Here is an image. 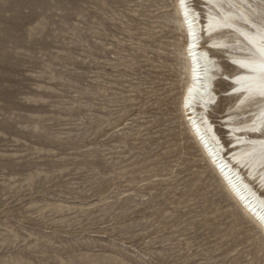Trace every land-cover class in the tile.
Segmentation results:
<instances>
[{
	"label": "rangeland",
	"instance_id": "rangeland-1",
	"mask_svg": "<svg viewBox=\"0 0 264 264\" xmlns=\"http://www.w3.org/2000/svg\"><path fill=\"white\" fill-rule=\"evenodd\" d=\"M172 16V0H0V264H264L198 181Z\"/></svg>",
	"mask_w": 264,
	"mask_h": 264
},
{
	"label": "bare ground",
	"instance_id": "bare-ground-1",
	"mask_svg": "<svg viewBox=\"0 0 264 264\" xmlns=\"http://www.w3.org/2000/svg\"><path fill=\"white\" fill-rule=\"evenodd\" d=\"M243 2L184 0L182 6L172 0L173 31L180 33L175 46L180 61L176 111L203 165L198 181L204 184L208 172L222 202L227 201L233 228L252 234L246 240L264 250V97L232 91L240 87L234 83L236 74L247 73L233 61L251 57V41L260 43L264 36V16ZM225 63L232 73L225 72ZM217 85L228 88L216 92Z\"/></svg>",
	"mask_w": 264,
	"mask_h": 264
},
{
	"label": "snow or ice",
	"instance_id": "snow-or-ice-1",
	"mask_svg": "<svg viewBox=\"0 0 264 264\" xmlns=\"http://www.w3.org/2000/svg\"><path fill=\"white\" fill-rule=\"evenodd\" d=\"M180 2L183 6L184 0H180ZM251 43L254 49L251 57L241 61H233V63H239L242 68L247 69V73L244 75L236 74L234 83L239 84L240 87L233 88L232 91L245 92L249 96L264 97V36L260 38V43H256L255 40H252ZM194 46L192 45V47ZM224 78L228 79L229 76L226 75ZM251 130L257 131L258 129L253 127Z\"/></svg>",
	"mask_w": 264,
	"mask_h": 264
}]
</instances>
